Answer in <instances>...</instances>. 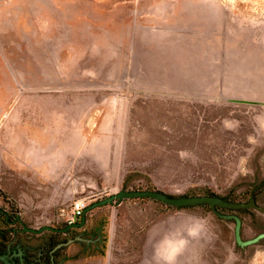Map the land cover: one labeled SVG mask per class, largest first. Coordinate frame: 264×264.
I'll return each instance as SVG.
<instances>
[{"label":"rangeland","instance_id":"obj_1","mask_svg":"<svg viewBox=\"0 0 264 264\" xmlns=\"http://www.w3.org/2000/svg\"><path fill=\"white\" fill-rule=\"evenodd\" d=\"M263 180L264 0H0V218L63 227L145 186L246 202ZM254 200L113 201L60 264H264Z\"/></svg>","mask_w":264,"mask_h":264},{"label":"water","instance_id":"obj_2","mask_svg":"<svg viewBox=\"0 0 264 264\" xmlns=\"http://www.w3.org/2000/svg\"><path fill=\"white\" fill-rule=\"evenodd\" d=\"M264 185V180L260 182L257 186L252 188L249 192V198L246 202H232L228 201L226 199L216 197L213 195H193V196H170L168 194L163 193L159 190H153V189H131V190H120L114 194L108 195L104 197L103 199L97 200L95 202H92L88 206L85 207L84 213L92 208L102 206L108 203H111L113 201L121 200L123 198H129V197H145V198H151L156 201L162 202L167 205H173V206H185V205H195V204H208L214 212H216L219 216L222 217H231L230 215H225L218 213L215 209L216 206L224 207L228 209H241L248 206H255V200H254V192L262 187ZM84 213L82 216V220L80 224H82L85 220ZM233 217L236 220V239L239 243H242L238 236V229H239V219L237 216L233 215ZM79 224H68L64 228H56L53 226H42L40 228H31L24 226V230L36 232L39 233L43 230H53V231H64L70 226H77ZM1 259L5 260L4 256H0Z\"/></svg>","mask_w":264,"mask_h":264},{"label":"trees","instance_id":"obj_3","mask_svg":"<svg viewBox=\"0 0 264 264\" xmlns=\"http://www.w3.org/2000/svg\"><path fill=\"white\" fill-rule=\"evenodd\" d=\"M135 189L156 190L155 188L149 187V186H145L144 188L137 187ZM204 195H213V193L205 192ZM170 196H174V195H170ZM141 198H145V197H141ZM225 199L228 201H232V202H240L236 199H231V198H225ZM203 205H208V204H203ZM220 208H224V207L216 206L217 210ZM0 223H1L0 224V256L5 257V260L0 258V264H19L18 261L13 260V258L10 257L9 255L10 253L12 254V252H15V255L20 258V256L22 255V251H24L23 250L25 246L24 244H26L22 242L21 240V237L24 234H27L32 237L40 236L41 238L39 242L49 244V248H52V247H62L63 248L64 245L68 244L69 242V239L66 236L67 234L66 231L60 232V231H53V230L46 229L39 233H36V232L24 230V226L26 225L21 221L19 216L16 214L13 216H10L8 212H4V215L0 218ZM16 225L17 227H15ZM67 225L68 223L66 222L64 226H67ZM56 228H59V227H56Z\"/></svg>","mask_w":264,"mask_h":264},{"label":"flooded vegetation","instance_id":"obj_4","mask_svg":"<svg viewBox=\"0 0 264 264\" xmlns=\"http://www.w3.org/2000/svg\"><path fill=\"white\" fill-rule=\"evenodd\" d=\"M249 197V195H248ZM89 211V210H88ZM86 211L84 213L85 220L82 224H80L82 220V216L77 220H73L71 222H67L68 224H79L77 226H70L64 231L60 232H67L66 236L69 239L68 244L64 245V247H52L49 248V244L47 243H35V244H24V248L22 251V255L20 258L15 255V252L10 253V257L13 260L18 261L19 264H60V262L66 257V249L71 242L75 240V231L84 227L86 222ZM66 227V226H64ZM59 227V228H64Z\"/></svg>","mask_w":264,"mask_h":264},{"label":"built area","instance_id":"obj_5","mask_svg":"<svg viewBox=\"0 0 264 264\" xmlns=\"http://www.w3.org/2000/svg\"><path fill=\"white\" fill-rule=\"evenodd\" d=\"M85 207L86 204L83 202V200L73 201L70 207V215L67 218V222H71L73 220H77L78 218H80L84 213Z\"/></svg>","mask_w":264,"mask_h":264}]
</instances>
